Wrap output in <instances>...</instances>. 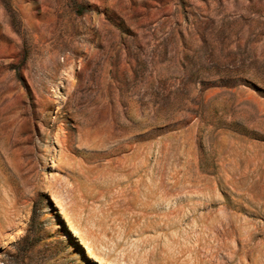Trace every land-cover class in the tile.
Returning a JSON list of instances; mask_svg holds the SVG:
<instances>
[{
	"label": "rangeland",
	"instance_id": "obj_1",
	"mask_svg": "<svg viewBox=\"0 0 264 264\" xmlns=\"http://www.w3.org/2000/svg\"><path fill=\"white\" fill-rule=\"evenodd\" d=\"M0 264H264V0H0Z\"/></svg>",
	"mask_w": 264,
	"mask_h": 264
}]
</instances>
